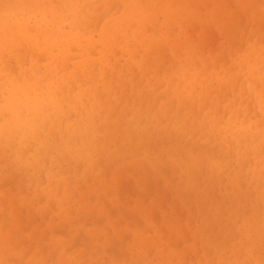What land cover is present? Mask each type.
<instances>
[{
	"label": "rangeland",
	"instance_id": "1",
	"mask_svg": "<svg viewBox=\"0 0 264 264\" xmlns=\"http://www.w3.org/2000/svg\"><path fill=\"white\" fill-rule=\"evenodd\" d=\"M57 1L59 0H0V12H13V15L23 13L30 21L55 13L57 16L54 17L61 18L64 13L62 6L68 0ZM83 1L86 5L93 3L98 9H90L93 17H81L82 26L79 23L83 31L91 32L89 37L92 42L86 52L89 56L87 61L77 47H72L65 58L55 52L53 59H49L35 47L8 45L15 48L0 50V66L7 65L14 76L29 79L41 86L48 82L57 84V96L61 106H64L63 115L59 113L54 126L46 131L53 149L50 155L41 157L40 167L32 171L21 169L18 172L11 150H6V158L0 154V264H13L16 259L23 260H19L20 263L15 262L16 264H264V175H261L264 174V0ZM225 14H228L227 19L224 18ZM222 16L224 24L220 19ZM106 22L112 25L104 27ZM219 25H223L222 28ZM103 28L110 30L111 36L108 40L113 42L112 48L106 50L101 44L104 42L100 36ZM39 57L43 58L39 61ZM34 69L38 71L33 72ZM90 71L98 73L94 75ZM113 71L114 78L111 73ZM69 81H73L74 88ZM87 89H90L89 92ZM63 98L67 100L64 101ZM114 106L118 109L115 110ZM125 111H128V115ZM111 112H115L112 118ZM51 114L52 119H57ZM123 119L124 126L120 124L119 128V122H123ZM107 122L110 128H107ZM100 124L102 127L107 124V127L102 129ZM109 130L111 134L107 137L105 132L108 133ZM244 130L250 132L246 133ZM114 133L115 136L119 135L116 136L120 138L117 142L114 136L111 141ZM41 138L43 140L45 137ZM32 147L34 142L30 140L24 149ZM89 153L93 155L91 162L87 163L85 156ZM159 154L162 155V160L159 159ZM141 161L145 163L144 169L140 168L143 166ZM250 162L253 165H249ZM242 167H245L244 170ZM150 172L153 173L151 177ZM50 174H56V177L51 179L48 177ZM124 180L132 181V186H127L129 190L132 187L134 192L138 191L134 198L126 187L130 182L125 184ZM121 186H125L127 190ZM119 188L124 189V193ZM149 189L152 191L147 193ZM118 191L123 194L121 200ZM228 196L230 197L227 198ZM127 202L132 204L130 208ZM205 204L207 209H204ZM162 205L166 210H163ZM114 208L117 213L112 216L111 211ZM224 209H228L229 213ZM128 212L134 216V221L137 216V222H133ZM166 213L170 218H167ZM158 214L160 218L156 221ZM152 218H156L155 222ZM190 218L193 220L191 223ZM169 233L173 235L169 236ZM207 238L214 243L210 239L207 241ZM117 241L118 257L121 256L119 261L117 253L113 251L114 245L112 246L113 243L116 246ZM171 242L174 247L169 245ZM190 243L194 245L191 246ZM25 251L28 254L25 255Z\"/></svg>",
	"mask_w": 264,
	"mask_h": 264
},
{
	"label": "bare ground",
	"instance_id": "2",
	"mask_svg": "<svg viewBox=\"0 0 264 264\" xmlns=\"http://www.w3.org/2000/svg\"><path fill=\"white\" fill-rule=\"evenodd\" d=\"M5 1H7V0H5ZM60 1V0H59ZM59 1H57V2H59ZM63 1V0H62ZM86 1V0H85ZM127 1V0H126ZM125 1V2H126ZM88 2V1H87ZM90 2H93V1H90ZM110 2V1H109ZM108 2V3H109ZM137 2V1H136ZM210 2V1H209ZM112 3V2H111ZM111 3H109V4H111ZM29 4V3H28ZM114 4V3H113ZM108 5V4H107ZM57 6V5H56ZM113 6V5H112ZM118 6H119V4H118ZM181 6V5H180ZM8 7V6H7ZM60 7H61V5H60ZM59 8V7H58ZM58 8H57V10H58ZM62 12H64L63 14H62V17L61 18H59V17H54L55 15H56V13L55 14H51V16H50V14L49 15H45V16H40V18H37V19H34V20H32V21H30V19L27 17V16H24V15H22V14H18V15H13V14H11V13H13V12H10V13H8V12H0V50L1 51H4V50H11L12 48H15V47H23V46H29V47H35V48H37L39 51H41L42 53H44L49 59H53L56 55V53H58V54H60V56H61V58H65V57H67L68 56V53H69V50L72 48V47H77L79 50H81L82 51V54L83 55H85L86 56V58H85V60L87 61V59H89V56L87 55L88 53H86L87 51H89V48H90V43L92 42V39L89 37V34L91 33V32H85V31H83V29L80 27V24L79 23H81V26H82V21H81V17H93L92 15H93V12H91V10L90 9H95V10H97L98 11V9H97V7L93 4V3H88V5H86V3L83 1V0H75V2H72L71 0H68V3L63 7L62 6ZM196 8V7H195ZM125 9V8H124ZM191 9V8H190ZM196 10V9H195ZM201 10V9H200ZM11 11H13V10H11ZM101 11V10H100ZM228 11V10H227ZM186 12V11H185ZM190 12V11H189ZM216 12H217V10H216ZM229 12V11H228ZM45 13V12H44ZM224 13H227V12H224ZM31 14V13H30ZM102 14V13H101ZM195 14V13H194ZM213 15V14H212ZM224 15V14H223ZM227 15L228 14H225V16H224V18L225 19H227ZM38 16V15H37ZM57 16V15H56ZM214 16H216V15H214ZM103 17H104V15H103ZM189 17V16H188ZM101 19H102V15H101V17H100ZM126 18V17H125ZM216 18H219V17H216ZM224 18H223V16L222 17H220V19H222L221 21H222V24H224L225 22H223V20H224ZM229 18V17H228ZM192 19V18H191ZM229 20H230V18H229ZM81 21V22H80ZM86 21V20H85ZM84 21V22H85ZM230 22H232L231 20H230ZM220 23V22H219ZM90 23H88V25H89ZM228 23H226V25H227ZM110 25H112V23H110V22H106L105 23V25H104V27L105 26H110ZM226 25H224V27H226L227 28V26ZM90 26V25H89ZM116 26V25H115ZM208 26H210V25H208ZM221 26H223V25H219V27H221ZM223 27V28H224ZM231 27V29L233 28L232 26H230ZM109 28V27H108ZM197 28V27H196ZM222 28V27H221ZM84 29H85V27H84ZM112 30V29H111ZM148 30V29H147ZM226 30V29H225ZM173 31V30H172ZM228 31H229V29H228ZM109 32H110V30L108 29V30H104V28L101 30V33H100V36H102V38H103V40H104V42L102 43L101 42V44H102V46H104V48H105V50L108 48H112V46H113V42H111L110 40H108L109 39V36H111V34H109ZM174 32V31H173ZM213 32V31H212ZM227 32V31H226ZM156 33V32H155ZM117 37V36H116ZM190 39V38H189ZM176 40H177V38H176ZM177 42V41H176ZM187 42H189V41H187ZM193 42V41H192ZM192 42H191V45L190 44H187V45H190V47H192L193 46V44H192ZM202 42V41H201ZM201 42H199V43H201ZM8 45H11V46H15V47H10V46H8ZM177 45V44H176ZM241 46V45H240ZM181 47V46H180ZM197 47V46H196ZM194 48V47H193ZM17 49V48H16ZM18 50V49H17ZM73 50V49H72ZM71 50V51H72ZM56 52V53H55ZM92 52V51H91ZM91 52H89V53H91ZM140 52V51H139ZM166 52H168V51H166ZM116 53H117V51H116ZM164 53V52H163ZM27 54V53H26ZM39 54V53H38ZM95 54V53H94ZM161 54V53H160ZM77 55V54H76ZM36 56H39V55H36ZM43 56V55H42ZM166 58H167V56L166 55H164ZM81 57V56H80ZM43 58V57H42ZM42 58H40L39 57V61H40V59H42ZM165 58V59H166ZM168 58H170V57H168ZM24 59V61H27V59H25V58H23ZM150 59V58H149ZM163 59H164V57H163ZM164 59V60H165ZM207 59V58H206ZM44 60V59H43ZM163 60V61H164ZM37 61H38V59H37ZM38 61V62H39ZM93 61V60H92ZM166 61H167V59H166ZM53 62H54V60H53ZM170 62H171V60H170ZM173 62H175V61H173ZM172 62V63H173ZM24 63V62H23ZM58 63V62H57ZM77 63V62H76ZM81 63V62H80ZM153 63V62H152ZM34 64V63H33ZM59 64V63H58ZM57 64V65H58ZM165 64V63H164ZM163 64V65H164ZM174 64V63H173ZM92 65V64H91ZM117 65V64H116ZM225 65V64H224ZM7 66V65H6ZM5 65H2V66H0V154L3 156V157H5L6 158V150L7 149H10L11 150V154L14 156V161H15V163H16V165H17V171L19 172L21 169H25L26 171H32V170H34V169H36V167H40V165H41V157L43 156V155H50L51 153H52V149H53V146H52V143H51V140L48 138V135H47V130H49L50 128H52L53 126H54V124L56 123V121L58 120V114L59 113H62V115H63V111H62V107H64L63 105L61 106V101L59 100V98H58V96H57V84H54V83H52V82H48V83H46V84H44L43 86H41V85H39V84H37V83H35V82H31L29 79H21L20 77H17V76H14V73L11 71V69L9 70L8 69V67H6ZM33 66V65H32ZM49 66V65H48ZM81 66V65H80ZM95 65H93V67H94ZM175 66H177V63L175 64ZM76 67V66H75ZM92 67V68H93ZM117 67V66H116ZM115 67V68H116ZM147 67H149V66H147ZM41 68V67H40ZM47 68V67H46ZM65 68V67H64ZM66 68H69L68 66L66 67ZM105 68V67H104ZM134 68V67H133ZM160 68H162V67H160ZM179 68V67H178ZM95 69V68H94ZM163 69V68H162ZM173 69V68H172ZM171 69V70H172ZM61 70H64V69H61ZM160 70V69H159ZM158 70V71H159ZM38 70L37 69H34L33 70V72H37ZM65 71H66V69H65ZM77 71H78V69H77ZM92 71V70H91ZM90 71V72H91ZM95 71V70H94ZM115 71V70H114ZM114 71L113 72H111V73H113V75H112V77L114 76ZM132 71H134V70H132ZM164 70H162V72H163ZM166 71H168L167 69H166ZM124 72V71H123ZM91 73H94V72H91ZM96 73V72H95ZM94 73V75H97V73L95 74ZM159 73V72H158ZM171 73V72H170ZM125 74V73H124ZM128 74V73H127ZM48 75V74H47ZM108 74L106 73V76H107ZM126 75V74H125ZM143 75V74H142ZM147 75V74H146ZM188 75V74H187ZM20 76V75H19ZM51 76H53V75H51ZM135 76H136V74H135ZM22 77V76H21ZM70 77V76H69ZM104 77H105V75H104ZM108 77V76H107ZM111 77V78H112ZM50 78V77H49ZM74 78H76V77H74ZM78 78H79V76H78ZM78 78L76 79V80H78ZM96 77L94 76V78L93 79H95ZM114 78V77H113ZM113 78H112V80H110V82L111 81H113ZM125 78H126V76H125ZM132 78V77H131ZM89 79V78H88ZM92 79V80H93ZM132 79H134V77L132 78ZM75 80V81H76ZM41 81V80H40ZM94 81H96V80H94ZM134 81V80H133ZM132 81V82H133ZM70 82V84H71V86L74 88L75 86H74V83L72 84V82L73 81H69ZM85 82V81H84ZM88 82V81H87ZM117 82L119 83V80H117ZM125 82V81H124ZM91 83H93V82H91ZM112 83V82H111ZM111 83H110V85H111ZM81 84H82V82H81ZM104 84H106V83H104ZM103 84V86H105ZM121 85H122V82H121ZM120 85V86H121ZM127 85V84H126ZM138 85V84H137ZM98 86V85H97ZM113 88H114V85L112 86ZM116 88V87H115ZM133 88H134V86H133ZM63 89V88H62ZM117 89H118V87H117ZM136 89V88H135ZM134 89V90H135ZM74 90V89H73ZM88 90V89H87ZM90 90V89H89ZM89 90L87 91V92H89ZM99 90V89H98ZM126 90H127V88H126ZM133 90V91H134ZM156 90V89H155ZM244 90V89H243ZM117 91V90H116ZM71 92V91H70ZM70 92H69V94H70ZM79 92H81V88H80V91ZM86 92V93H87ZM99 92V91H98ZM97 92V93H98ZM118 92V91H117ZM127 92V91H126ZM96 93V92H95ZM96 93V94H97ZM110 93L111 92H109V95H110ZM134 93V92H133ZM146 93H147V91H146ZM153 93V92H152ZM84 94V93H83ZM103 94H105V93H103ZM85 95V94H84ZM112 95V94H111ZM110 95V96H111ZM123 95V94H122ZM151 95V94H150ZM73 96V95H72ZM72 96H70V98L72 97ZM75 96V95H74ZM99 96V95H98ZM100 96H102V94H100ZM99 96V97H100ZM131 96V95H130ZM161 96V95H160ZM163 96V95H162ZM69 97V96H68ZM84 97V96H83ZM159 97V96H158ZM69 98V99H70ZM101 98V97H100ZM99 98V99H100ZM141 98H142V96H141ZM162 98H164V96L162 97ZM64 99V98H63ZM122 99V96H121V98H120V100ZM135 99V98H134ZM143 99H145L146 100V98H143ZM150 99V98H149ZM148 99V100H149ZM66 100H67V98H66ZM65 99H64V101H66ZM71 100V99H70ZM69 100V101H70ZM74 100V99H73ZM101 100V99H100ZM129 100V99H128ZM208 100V99H207ZM112 101V100H111ZM110 101V102H111ZM84 102V101H83ZM101 102H102V100H101ZM113 103H114V101H112ZM111 102V103H112ZM129 102V101H128ZM142 102H144V101H142ZM262 102V101H261ZM122 103V101L118 104V108H119V105ZM130 103V102H129ZM207 103V102H206ZM128 104V103H127ZM134 104H136L135 103V100H134ZM133 104V105H134ZM142 104V103H141ZM87 105V104H86ZM103 105H104V103H103ZM129 105V104H128ZM133 105H132V107H133ZM143 105V104H142ZM163 105H164V103H163ZM105 106V105H104ZM155 106V105H154ZM154 106H152V107H154ZM114 107H116V106H114ZM113 107V108H114ZM134 107H135V105H134ZM141 107V106H140ZM117 107L115 108V110H117L118 109ZM151 108V107H150ZM173 108V107H172ZM262 108V107H261ZM103 109H104V112H105V107H103ZM131 109H134V108H131ZM141 109V108H140ZM161 109V108H160ZM181 110V109H180ZM103 111V110H102ZM140 111V110H139ZM116 112V111H115ZM115 112H113L114 114H115ZM125 112H127V114L126 115H128V111H125ZM150 112H151V110H150ZM168 112V111H167ZM192 112V111H191ZM51 113H53L54 115H55V117H57V119H52V117H51ZM101 113H103V112H101ZM112 113V112H111ZM112 113V114H113ZM121 114H122V112H120ZM82 114L83 113H81L80 115H81V118H82ZM111 114V115H112ZM114 114L111 116V115H109V117L111 116V118L114 116ZM141 114V113H140ZM256 114V113H255ZM71 115H72V113H71ZM71 115H70V117H71ZM93 115H94V112H93ZM120 115V114H119ZM124 116V115H123ZM123 116L121 117V118H123ZM174 116V115H173ZM181 116V115H180ZM88 117V116H87ZM96 116H94V118H95ZM108 117V118H109ZM148 118H149V115L147 116ZM168 117V116H167ZM166 117V118H167ZM238 117V116H237ZM65 118V117H64ZM69 117H67V119H68ZM94 118H92V119H94ZM99 118H101L100 116H99ZM99 118H97V119H99ZM111 118H109V119H111ZM142 118V117H141ZM148 118H147V120H148ZM158 118V117H157ZM177 118H178V116H177ZM180 118V117H179ZM108 120V119H107ZM140 120V119H139ZM110 121V120H109ZM120 121V120H119ZM161 121H163V120H161ZM139 122H141V121H139ZM261 122V121H260ZM95 123H96V121H95ZM99 123H102V122H99ZM108 123V122H107ZM115 123V122H114ZM124 123V119H123V122L121 121V123L119 122V128L121 127V125L120 124H123ZM193 123H195V122H193ZM244 123V122H243ZM118 124V123H117ZM258 124V123H257ZM256 124V125H257ZM260 124V123H259ZM107 125V124H106ZM106 125H103L104 127L106 126ZM111 125V124H110ZM139 125V124H138ZM194 125V124H193ZM261 125V124H260ZM72 126V125H71ZM123 126H124V124H123ZM122 126V127H123ZM100 127L102 128V129H104V127H102L101 126V124H100ZM100 127H99V131L101 132V129H100ZM107 127V126H106ZM111 127H112V125H111ZM117 127V129H119ZM175 127V126H174ZM251 127H254V126H251ZM90 128V127H89ZM107 128H110L109 127V123H108V127ZM113 128V127H112ZM143 128V127H142ZM259 128V127H258ZM88 129V128H87ZM122 129V128H121ZM124 129V128H123ZM251 130V129H250ZM155 131V130H154ZM244 131H246V130H244ZM258 131V130H257ZM81 132V131H80ZM79 132V133H80ZM97 132V131H96ZM105 132V131H104ZM123 132V131H122ZM122 132H120V135H121V133ZM196 132H198L197 131V129H196ZM235 132H237V131H235ZM248 132H250L249 130H248ZM247 131H246V133H248ZM86 133V132H85ZM98 133V132H97ZM113 133V132H112ZM144 133V132H143ZM172 133H174V131L172 132ZM240 133H241V131H240ZM242 133H243V131H242ZM55 134V133H54ZM105 134H107V137H108V134L110 135L111 134V131L109 130V132L108 133H106L105 132ZM123 134H124V132H123ZM122 134V135H123ZM160 134V133H159ZM234 134V133H233ZM254 134V133H253ZM260 134V133H259ZM258 134V135H259ZM89 135V134H88ZM137 136H138V133L136 134ZM153 135V134H152ZM155 135V134H154ZM185 135V134H184ZM183 135V136H184ZM45 137L43 140H40V139H42L41 137ZM54 136V135H53ZM106 136V135H105ZM116 138V136H119V135H116L115 136V133H114V135H111V141H112V139L114 138V137ZM135 137V140H137L136 138H138V137ZM151 136V135H150ZM262 136H264V135H262ZM86 137H87V135H86ZM144 137V136H143ZM151 137H153V136H151ZM227 137V136H226ZM236 137V136H235ZM246 137H247V135H246ZM257 137V136H256ZM76 138V137H75ZM119 137H117L116 138V142L118 141L117 139H118ZM123 138V137H122ZM218 138V137H217ZM55 139V138H54ZM96 139V138H95ZM109 139H110V137H109ZM120 139V138H119ZM164 139V138H163ZM192 139H193V137H192ZM32 141V142H34V147H32V149L30 148V149H24V146L28 143V141ZM99 140V139H98ZM132 140H133V138H132ZM149 140H150V138H149ZM227 140H228V138H227ZM226 140V141H227ZM246 140V139H245ZM56 141V140H55ZM54 141V142H55ZM84 141V140H83ZM134 141V140H133ZM164 141V140H163ZM171 141H172V138H171ZM247 141V140H246ZM170 142V141H169ZM189 142H191V141H188V143ZM90 143H92L91 141H90ZM133 143V142H132ZM137 143V142H136ZM140 143V142H139ZM138 143V144H139ZM146 143V142H145ZM149 143H151V140H150V142ZM167 143H168V141H167ZM173 143V142H172ZM187 143V144H188ZM156 144H158V142L156 141ZM233 144V143H232ZM98 145V144H97ZM121 145V144H120ZM119 145V146H120ZM151 145V144H150ZM90 146H92V145H90ZM110 146V145H109ZM118 146V147H119ZM123 146V145H122ZM121 146V147H122ZM145 146V145H144ZM155 146V145H154ZM158 146H159V144H158ZM111 147V146H110ZM120 148V147H119ZM88 149H90V148H88ZM121 149V148H120ZM156 149V148H155ZM199 149V148H198ZM202 148L200 147V150H201ZM233 149H234V147H233ZM232 149V150H233ZM253 149V148H252ZM255 149H257V148H255ZM92 150V149H91ZM122 150V149H121ZM134 150V149H133ZM154 150V149H153ZM200 150H198V151H200ZM207 150V149H206ZM259 150V149H258ZM33 151V154H31V152ZM137 151H139V150H137ZM169 151V150H168ZM187 151V150H186ZM185 151V152H186ZM229 151H230V148H229ZM261 151H262V149H261ZM154 153H155V151H153ZM152 152V153H153ZM164 152V151H163ZM202 152V151H201ZM216 152V151H215ZM71 153V152H70ZM104 153V152H103ZM151 153V154H152ZM182 153V152H181ZM184 153V152H183ZM208 153V152H207ZM137 154V153H136ZM141 154V153H140ZM151 154H149V155H151ZM162 154V153H161ZM174 154V153H173ZM178 154V153H177ZM200 154H202V153H200ZM250 154V153H249ZM258 154H260V152L258 153ZM257 154V155H258ZM92 153H89V154H86V162L87 163H90L91 162V159H92ZM108 155H109V153H108ZM114 155V154H113ZM163 155H166V153L164 154L163 153ZM176 155V154H175ZM197 155V154H196ZM115 156V155H114ZM123 156V155H122ZM133 156H135V154L133 155ZM133 156H131V157H133ZM159 156H160V154H159ZM158 156V157H159ZM167 156V155H166ZM199 156V155H198ZM197 156V157H198ZM219 156L220 155H218V158H219ZM260 156H261V154H260ZM125 157V156H124ZM130 157V156H129ZM144 157H145V155H144ZM213 157H215V156H213ZM226 157V156H225ZM225 157H224V159H225ZM228 157V156H227ZM231 157H233V155L231 156ZM258 157V156H257ZM126 158H128L127 156H126ZM146 158H147V155H146ZM162 158V155L160 156V160H162L161 159ZM259 158V157H258ZM117 159H119V157L117 158ZM148 159H150L151 160V158H149V156H148ZM156 159H158V158H156ZM203 159H204V157H203ZM239 159V158H238ZM237 159V160H238ZM213 160V159H212ZM222 160V159H221ZM220 160V161H221ZM70 161V160H69ZM101 161V160H100ZM140 161V160H139ZM204 161V160H203ZM226 161V160H225ZM258 161V160H257ZM262 161H264V160H262ZM261 161V162H262ZM142 162V161H141ZM226 162H228V160L226 161ZM244 162H246V160H244ZM256 162V161H255ZM2 163V162H1ZM70 163H71V161H70ZM69 163V164H70ZM100 163V162H99ZM130 163V162H129ZM231 163V162H230ZM71 164H73V163H71ZM134 164V163H133ZM144 164L145 163H141V165H143L142 167L140 166V168L142 169L143 167H144ZM228 164V163H227ZM232 164H233V162H232ZM245 164V163H244ZM244 164H242V165H244ZM253 165L252 164V162H250L249 163V165ZM255 164V163H254ZM94 165V164H93ZM100 165V164H99ZM129 165V164H128ZM165 165H166V163H165ZM165 165H163V168H164V166ZM202 165V164H201ZM204 165V164H203ZM219 165V164H218ZM226 165V164H225ZM229 165V164H228ZM247 165V164H246ZM245 165V166H246ZM248 165V166H249ZM74 166V165H73ZM77 166V165H76ZM111 166V165H110ZM136 167L138 166L137 164L135 165ZM157 166H158V164H157ZM207 166V165H206ZM205 166V167H206ZM235 166V165H234ZM257 166V165H256ZM124 167V166H123ZM168 167V166H167ZM229 167H231V165L229 166ZM255 167V166H254ZM95 168V167H94ZM105 168H106V166H105ZM128 168V167H127ZM145 168V167H144ZM143 168V169H144ZM146 168L148 169V167L146 166ZM162 168V167H161ZM236 168V166L234 167V169ZM243 168H245V167H242V169ZM59 169V168H58ZM96 169V168H95ZM120 169H122V168H120ZM135 169V172H136V168H134ZM141 169H140V173H141ZM146 169V170H147ZM173 169V168H172ZM179 169V168H178ZM206 169H208V168H206ZM252 169V168H251ZM254 169V168H253ZM252 169V170H253ZM69 170V169H68ZM97 170V169H96ZM128 171L130 170V169H127ZM162 170V169H161ZM203 170V169H202ZM244 170V169H243ZM251 170V171H252ZM255 170V169H254ZM253 170V172H255ZM260 170V169H259ZM262 170V169H261ZM88 171V170H87ZM149 171V170H148ZM163 171V170H162ZM167 171V170H166ZM176 171H177V169H176ZM225 171V170H224ZM223 171V172H224ZM240 171H242V170H240ZM106 172V174H108V171H105ZM121 172V171H120ZM120 172H118V173H120ZM230 172H232V171H230ZM243 172V171H242ZM64 173V172H63ZM88 173V172H87ZM87 173H86V175H87ZM124 173V172H123ZM121 174L122 176L124 175V174ZM145 173V172H144ZM148 173V172H147ZM155 173V172H154ZM161 173V172H160ZM169 173V172H168ZM207 173V172H206ZM205 173V174H206ZM240 173V172H239ZM248 173H249V171H248ZM262 173H264V171H262ZM17 174H19V173H17ZM127 174V173H126ZM134 174V173H133ZM137 174V173H136ZM136 174H134V175H136ZM153 174V173H152ZM151 172H150V176H149V174H148V176L149 177H151ZM166 174H167V172H166ZM232 174V173H231ZM230 174V175H231ZM234 174V173H233ZM245 174V173H244ZM260 174H261V172H260ZM16 175V174H15ZM14 175V176H15ZM42 175V174H41ZM113 175H115V174H113ZM129 175V174H128ZM168 175V174H167ZM166 175V176H167ZM243 175V174H242ZM242 175H241V177H242ZM251 175H253L254 176V174H251ZM250 175V177H253V176H251ZM261 175H264V174H261ZM260 175V176H261ZM17 176H19V175H17ZM16 176V177H17ZM69 176V175H68ZM83 176H84V174H83ZM232 176V175H231ZM248 175H246V177H247ZM258 176V175H257ZM44 177V176H43ZM48 177H50L51 179H53V178H55L56 177V174H50V175H48ZM135 177V176H134ZM156 177V176H155ZM70 178V177H69ZM130 178V177H129ZM214 178H216V177H214ZM254 178V177H253ZM15 179V178H14ZM33 179V178H32ZM146 179V178H145ZM147 179H149V178H147ZM146 179V180H147ZM234 179V178H233ZM259 179V178H258ZM257 179V180H258ZM262 179H264V178H262ZM72 180V179H71ZM114 180V179H113ZM117 180H119V178H117ZM215 179H213V181H214ZM232 180V179H231ZM246 180V179H245ZM12 182H13V180H11ZM33 181V180H32ZM85 181V180H84ZM120 181V180H119ZM127 181H129L130 183L128 184L127 183ZM124 180V183L126 184V187L127 186H132L131 185V180ZM141 181V180H140ZM145 181V180H144ZM149 181V180H148ZM11 182V183H12ZM78 182V181H77ZM111 182V181H110ZM138 182V181H137ZM147 182V181H146ZM145 182V183H146ZM151 182V181H150ZM214 182H216V181H214ZM232 182V181H231ZM259 182V181H258ZM257 182V183H258ZM42 183V182H41ZM69 183H70V181H69ZM118 183V182H117ZM122 183V182H121ZM140 185H141V183L140 182H138ZM221 183H222V181H221ZM262 183H264V181H262ZM262 183H260V184H262ZM25 184V183H24ZM50 184V183H49ZM133 184V183H132ZM212 184V183H211ZM215 184V183H214ZM252 184V183H251ZM11 185V184H10ZM117 185V184H116ZM121 185V184H120ZM124 184H122V186H123ZM145 185V184H144ZM149 185H150V183H149ZM225 185H227V184H225ZM242 185H243V183H242ZM259 185V184H258ZM22 186V185H21ZM24 186V185H23ZM121 186V187H122ZM200 186V185H199ZM257 186V185H256ZM20 187V186H19ZM120 187V188H121ZM125 187V186H124ZM124 187H122V188H124ZM126 187L124 188V189H126ZM160 187V186H159ZM233 187V186H232ZM248 187V186H247ZM11 188V187H10ZM14 188V187H13ZM12 188V189H13ZM23 188V187H22ZM119 188V189H120ZM128 188V190H129V187H127ZM131 189L129 190V191H131L130 192V195H132V197L134 196V194L136 195V192L138 193V191H136V192H134L133 190L134 189H132V187H130ZM145 188V187H144ZM147 188V187H146ZM166 188V187H165ZM178 188V190H180V188H179V186L177 187ZM211 188V187H210ZM250 189H251V186L249 187ZM257 188V187H256ZM124 189H120L121 190V192L122 193H124V191H122V190H124ZM158 189V188H157ZM162 189V187L159 189V190H161ZM164 189V188H163ZM171 189V188H170ZM173 189V188H172ZM216 189V188H215ZM214 189V190H215ZM228 189V188H227ZM233 189V188H232ZM235 189V188H234ZM248 189V188H247ZM52 190V189H51ZM59 190H60V188H59ZM127 190V189H126ZM151 189H149V190H147V193H148V191H150ZM166 190V189H165ZM175 190V189H174ZM12 191V190H11ZM23 191V190H22ZM132 191H133V194H132ZM152 191V190H151ZM193 191V190H192ZM233 191H235V190H233ZM8 192V191H7ZM64 192V191H63ZM119 192V199L121 200V199H123V197H122V195L123 194H121V192L120 191H118ZM126 192V191H125ZM210 192V191H209ZM90 193H91V191H90ZM109 193V192H108ZM128 193V192H127ZM150 193V192H149ZM190 193H192L191 191H190ZM194 193V192H193ZM214 193V192H213ZM253 193V192H252ZM59 194V193H58ZM75 194V193H74ZM129 194V193H128ZM168 194V193H167ZM179 194V193H178ZM199 194V193H198ZM230 194V193H229ZM148 195V194H147ZM219 195V194H218ZM140 196L141 195H139V197L138 198H140ZM161 195L159 194V197H160ZM170 196V195H169ZM188 196V195H187ZM63 197V196H62ZM162 197V196H161ZM189 197H191L192 198V196H190L189 195ZM197 197H198V195H197ZM230 196H228L227 198H229ZM134 198V197H133ZM133 198H132V201H133ZM144 198V197H143ZM147 198V197H146ZM176 197H174V199H175ZM184 198V197H183ZM196 198V197H195ZM236 198V197H235ZM63 199V198H62ZM101 199V198H100ZM172 199V198H171ZM222 199H223V197H222ZM237 199V198H236ZM3 200V202L5 201L4 199H2ZM18 200V199H17ZM135 200V199H134ZM168 200V198L166 199V201ZM228 200V199H227ZM231 200V199H230ZM229 200V201H230ZM241 200V199H240ZM15 201V200H14ZM56 201V200H55ZM81 201V200H80ZM127 201V200H126ZM152 201H154V199L152 200ZM171 201V200H170ZM174 201V200H173ZM175 201H176V199H175ZM209 201V200H208ZM208 201H206V203L208 202ZM223 202H225V200H222ZM232 201H233V199H232ZM236 200H234V202H235ZM2 202V201H1ZM0 202V203H1ZM128 202H130V201H128ZM127 202V203H128ZM136 202V201H135ZM137 202H139V201H137ZM157 202V201H156ZM168 202V201H167ZM177 202V201H176ZM191 202H192V200H191ZM198 202H199V200H198ZM213 202H215V201H213ZM212 202V203H213ZM218 202V201H217ZM233 202V204H235ZM253 202V201H252ZM96 203V202H95ZM103 203H106V201L104 202L103 201ZM126 203V202H125ZM125 203H124V205H125ZM141 203V202H140ZM143 203H144V201H143ZM163 203V202H162ZM170 203V202H169ZM168 203V204H169ZM183 203V202H182ZM197 203V202H196ZM212 203H210V205L212 204ZM232 203V202H231ZM62 204H64V203H62ZM75 204V203H74ZM129 204V208H130V205H132V204H130V203H128ZM137 204V203H136ZM142 204V203H141ZM153 204H155V203H153ZM161 204V203H160ZM188 204V203H187ZM203 204V203H202ZM201 204V205H202ZM227 202H226V206H227ZM238 204H239V202H238ZM5 205V204H4ZM107 205H108V203H107ZM135 205V204H134ZM140 205V204H139ZM149 205V204H148ZM164 205V204H163ZM163 205H162V208H163V210H166V209H164V207H163ZM173 205V204H172ZM186 205V204H185ZM192 205V204H191ZM204 205V204H203ZM202 205V206H203ZM230 206H232L231 204H229ZM240 205V204H239ZM29 206V205H28ZM75 206V205H74ZM142 206V205H141ZM146 206V205H145ZM202 206H200V208L202 207ZM205 206H206V204H205ZM218 207H219V205H217ZM137 207H138V205H137ZM140 207V206H139ZM147 207V206H146ZM146 207H145V209H146ZM155 207H157V205L155 206ZM169 207V206H168ZM167 207V208H168ZM194 206H192V208H193ZM215 207V206H214ZM233 207H235V205H233ZM18 208V207H17ZM74 208V207H73ZM133 208V207H132ZM153 208V207H152ZM151 208V209H152ZM171 209H172V207H170ZM181 208H182V206H181ZM203 208V207H202ZM207 209V206L206 207H204V209ZM220 208V207H219ZM218 208V209H219ZM225 208H227V207H225ZM236 208V207H235ZM134 209H136V206H135V208ZM144 209V210H145ZM147 209H148V207H147ZM177 209H178V207H177ZM176 209V210H177ZM194 209V208H193ZM217 209V210H218ZM240 209V208H239ZM239 209H237V210H239ZM150 210V209H149ZM154 210V209H153ZM175 210V209H174ZM212 210V209H211ZM217 210H216V212H217ZM224 210H226V209H224ZM224 210H223V212H224ZM228 210V209H227ZM226 210V211H227ZM237 210H236V212H237ZM258 210V209H257ZM256 210V211H257ZM7 211V210H6ZM31 211V210H30ZM48 211V210H47ZM139 211H140V208H139ZM156 211H157V209H156ZM173 211V210H172ZM194 211V210H193ZM229 211V210H228ZM227 211V212H228ZM71 212V211H70ZM73 212V211H72ZM71 212V213H72ZM133 212V211H132ZM137 212V211H136ZM153 212V211H152ZM163 212V211H162ZM168 212V211H167ZM170 213H171V210L169 211ZM168 212V214L170 215V213ZM177 212V211H176ZM192 212V211H191ZM199 212V211H198ZM204 212H205V210H204ZM221 212V211H220ZM232 212V211H231ZM27 213V212H26ZM58 213V212H57ZM60 213V212H59ZM111 213H112V216H115V215H113V213L115 214V213H117L116 211H115V208L113 209V211H111ZM128 213H130V212H128ZM128 213L126 214V215H128ZM157 213H159V212H157ZM156 213V214H157ZM175 213V212H174ZM201 210H200V215H201ZM218 213V212H217ZM229 213V212H228ZM140 214V213H139ZM151 214V213H150ZM164 214V213H163ZM167 214V213H166ZM167 214V215H168ZM172 214V213H171ZM184 214V213H183ZM209 214V213H208ZM221 214H223L224 215V213H221ZM239 214V213H238ZM254 214H255V211H254ZM91 215V214H90ZM111 215V214H110ZM130 216L132 215L131 213L129 214ZM128 215V216H129ZM141 215V214H140ZM154 215H155V211H154ZM165 215V214H164ZM167 216V218L169 217L170 218V216ZM188 215V214H187ZM186 215V216H187ZM217 215V214H216ZM230 215V214H229ZM243 215V214H242ZM61 216V215H60ZM104 216V215H103ZM125 216V215H124ZM128 216H125L126 218L128 217ZM129 216V217H130ZM136 216V215H135ZM143 216V215H142ZM141 216V217H142ZM177 216V215H176ZM180 216V215H179ZM183 215H182V213H181V217H182ZM193 216V215H192ZM212 216H213V213H212ZM233 216V215H232ZM231 216V217H232ZM239 216V215H238ZM249 216V215H248ZM259 216V215H258ZM21 217V216H20ZM39 217V216H38ZM91 217V216H90ZM134 218V216H131L130 218ZM138 217H139V215H138ZM159 217V214L157 215V220L156 221H158V219L160 218H158ZM166 217V216H165ZM198 217H200V216H198ZM207 217H209V215L207 216ZM214 217V216H213ZM216 217V216H215ZM243 218H244V216H242ZM254 217H255V215H254ZM33 218V217H32ZM133 218H132V220H133ZM146 218V217H145ZM155 218V219H156ZM173 218V217H172ZM228 218V217H227ZM229 218H230V216H229ZM228 218V219H229ZM249 218V217H248ZM256 218V217H255ZM22 219H23V217H22ZM139 219V218H138ZM141 219V218H140ZM139 219V220H140ZM153 219V218H152ZM155 219H153V221L155 220ZM185 219V218H184ZM191 220H192V218H190ZM204 219H206V218H204ZM222 219V218H221ZM80 220V219H79ZM163 220V219H162ZM168 220H170V219H168ZM181 220H182V218H181ZM180 220V221H181ZM211 220H213V218L211 219ZM211 220H209V221H211ZM216 220V219H215ZM227 220V219H226ZM245 220V219H244ZM123 221V220H122ZM141 221V220H140ZM146 221V220H145ZM164 221H165V219H164ZM163 221V222H164ZM167 221V220H166ZM176 221V220H175ZM238 221V220H237ZM24 222V221H23ZM73 222V221H72ZM133 222H137V216H136V221H134L133 220ZM155 222V221H154ZM163 222H162V224H163ZM189 222V221H188ZM191 222H193V220L192 221H190V223ZM117 223H118V221H117ZM141 223V225H142V222H140ZM158 222H156V224H157ZM170 223H172L171 221H170ZM184 223V222H183ZM182 222H181V224H183ZM211 223V222H210ZM233 223V222H232ZM240 223V222H239ZM63 224V223H62ZM73 224V223H72ZM71 224V225H72ZM94 224V223H93ZM120 224H122V223H120ZM129 224V223H128ZM127 224V225H128ZM161 223H159V225H160ZM167 224V223H166ZM174 224H177L176 222H174ZM189 224V223H188ZM202 224H203V222H202ZM215 224V223H214ZM6 225V224H5ZM141 225H139L138 224V226H140V227H142ZM169 225V224H168ZM167 225V226H168ZM209 225V224H208ZM216 225V224H215ZM220 226H221V223L219 224ZM245 225V224H244ZM173 226H175V225H173ZM172 226V227H173ZM180 226V225H179ZM210 226V225H209ZM219 226V227H220ZM241 226V225H240ZM132 227V226H131ZM163 227V226H162ZM169 227H170V225H169ZM169 227H167V228H169ZM172 227H171V229H172ZM190 227H192V226H190ZM200 227H201V225H200ZM215 227V226H214ZM21 228V227H20ZM48 228V227H47ZM130 228V227H129ZM159 228H160V226H159ZM166 228V227H165ZM166 228V229H167ZM174 228V227H173ZM205 228H206V225H205ZM218 228V227H217ZM231 228V227H230ZM233 228H234V226H233ZM25 229H27V228H25ZM57 229V228H56ZM143 229V228H142ZM176 229V228H175ZM192 229V228H191ZM216 229V228H215ZM58 230V229H57ZM63 230V229H62ZM163 230H165L164 228H163ZM167 230H170V228L169 229H167ZM166 230V231H167ZM174 230V229H173ZM184 230H185V232L183 233L182 231V233L185 235L186 234V229L184 228ZM189 230V229H188ZM220 230H222L221 228H220ZM220 230H218L219 232H221ZM231 230V229H230ZM234 230V229H233ZM232 230V231H233ZM19 231V230H18ZM18 231L17 232H15V235H16V233H18ZM26 231V230H25ZM63 231H65V230H63ZM165 231V232H166ZM190 231V230H189ZM213 231H214V229H213ZM57 232H59V231H57ZM61 232V231H60ZM108 232V231H107ZM161 232V231H160ZM165 232H163L164 234H166ZM171 232V231H170ZM175 232V231H174ZM180 232V233H181ZM204 232H206V231H204ZM203 232V233H204ZM209 232H211V231H209ZM14 232L12 231V234H13ZM62 233V232H61ZM64 233H66L67 234V232H64ZM98 233V232H97ZM173 233V232H172ZM172 233H169V236H170V234H172ZM181 233V234H182ZM187 233H188V231H187ZM232 233V232H231ZM12 234H11V236H12ZM125 234V233H124ZM164 234H163V237L165 238V236H164ZM195 234V233H194ZM198 233L196 232V234L195 235H197ZM218 234V233H217ZM32 235V234H31ZM126 235V234H125ZM173 235V234H172ZM209 236H210V234H208ZM228 235V234H227ZM232 235V234H231ZM245 235V234H244ZM7 236V235H6ZM14 236V235H13ZM12 236V237H13ZM64 236V235H63ZM127 236H129V235H127ZM169 236H167L168 238H169ZM175 236V235H174ZM191 236V235H190ZM203 236V235H202ZM237 236V235H236ZM17 237V236H16ZM18 237L20 238V236L18 235ZM36 237V236H35ZM80 237V236H79ZM162 237V236H161ZM160 237V238H161ZM178 237H180V236H178ZM186 237V242L188 243V241H187V236H185ZM231 237V236H230ZM244 237V236H243ZM82 238H83V236H82ZM86 238L87 237H85V240H86ZM90 238V237H89ZM101 238V237H100ZM135 238V237H134ZM147 238V237H146ZM163 238V239H164ZM172 238H173V236H172ZM191 237H189V239H190ZM228 238V237H227ZM88 239V238H87ZM123 239V238H122ZM128 239V238H127ZM142 239V238H141ZM150 239V238H149ZM167 239V238H166ZM197 239V238H196ZM202 239V238H201ZM208 239V238H207ZM210 239V238H209ZM209 239L207 240V241H209ZM223 239H225L226 240V238H223ZM11 240V239H10ZM93 240V239H92ZM109 240H110V238H109ZM180 240V239H179ZM211 240V239H210ZM17 241V240H16ZM19 241V240H18ZM91 240H89L88 239V242H90ZM145 241H146V239H145ZM185 241V240H184ZM195 241V240H194ZM212 242H213V240H211ZM211 241L209 242V243H211ZM24 242V241H23ZM26 242V241H25ZM78 242V241H77ZM111 242V241H110ZM148 242V241H147ZM170 242V241H169ZM176 242V241H175ZM177 242H179V241H177ZM190 242V241H189ZM11 243H12V241H11ZM20 243H21V240H20ZM91 243V242H90ZM117 244H116V246H115V244L113 243L112 244V246L114 247H112L111 246V248H113V251H115L116 253H117V257L119 256L118 255V251H117V245H118V241L116 242ZM146 243V242H145ZM159 243V242H158ZM172 243V242H171ZM182 243V241L180 242V244ZM196 242H194V244H195ZM207 243V242H206ZM214 243V242H213ZM246 243V242H245ZM122 244H123V241H122ZM122 244H121V246H122ZM176 245H178L177 243H175ZM191 244V243H190ZM193 244V243H192ZM191 244V246H193ZM197 244V243H196ZM227 244V243H226ZM86 245V244H85ZM164 245V244H163ZM169 245L171 246H175V245H173V243L172 244H170L169 243ZM32 246V245H31ZM30 246V247H31ZM90 246H92V245H90ZM129 246V245H128ZM171 246V247H172ZM181 246V245H180ZM190 245H188V247H189ZM202 246V245H201ZM236 246V245H235ZM248 246V244L245 246V247H247ZM98 247V246H97ZM130 247V246H129ZM197 247V246H196ZM17 248H18V245H17ZM26 248V247H25ZM88 248H89V246H88ZM87 248V249H88ZM122 248H123V246H122ZM165 248V247H164ZM204 248V247H203ZM212 247H211V245H210V249H211ZM84 249H85V247H84ZM86 249V250H87ZM97 249H100V248H97ZM109 249V248H108ZM180 249V248H179ZM186 249V248H185ZM210 249H209V251H210ZM241 249V248H240ZM27 250V249H26ZM112 250V249H111ZM126 250V249H125ZM248 250V249H247ZM258 250H260V249H258ZM74 251V250H73ZM98 251V250H97ZM123 251V250H122ZM148 251H150V249L148 250ZM187 251V250H186ZM186 251H184V252H186ZM26 253H25V255L26 254H28V251H25ZM107 252V251H106ZM178 252V251H177ZM6 253V252H5ZM18 253V252H17ZM22 253V252H21ZM112 253V252H111ZM115 253V254H116ZM129 253V252H128ZM198 253V252H197ZM241 253V252H240ZM125 254V253H124ZM180 254V253H179ZM193 254V253H192ZM196 254V253H195ZM24 255V256H25ZM121 255V254H120ZM131 255V254H130ZM149 255V254H148ZM230 255H233V254H230ZM24 256H23V258H24ZM78 256V255H77ZM180 256V255H179ZM185 256H187V255H185ZM192 256V255H191ZM241 256V255H240ZM126 257V256H125ZM258 257V256H257ZM114 258V257H113ZM119 258V257H118ZM117 258V259H118ZM120 258H121V256H120ZM120 258L118 259V261L120 260ZM159 258V257H158ZM185 258H187V257H185ZM193 258V257H192ZM208 258V257H207ZM210 258V257H209ZM223 258V257H222ZM238 258H239V256H238ZM237 258V259H238ZM116 259V260H117ZM165 259V258H164ZM173 259V258H172ZM188 259V258H187ZM199 259V258H198ZM202 259V258H201ZM230 259V258H229ZM13 260V259H12ZM11 260V261H12ZM15 260V259H14ZM21 262L23 261L22 259H19ZM18 259H16V261H13V264H16V263H20V261H19ZM189 260H190V257H189ZM200 260V259H199ZM203 260V259H202ZM215 260V259H214ZM224 260V259H223ZM247 260V259H246ZM261 260V259H260ZM259 260V261H260ZM185 261H187L186 259H185ZM243 261V260H242ZM16 262V263H15ZM162 262H164V260L163 261H161V263ZM215 262V261H214ZM213 262V263H214ZM6 263V262H5ZM186 262H184L183 264H185ZM262 263H264V262H262ZM100 264V263H99ZM106 264V263H105ZM108 264V263H107ZM168 264V263H167ZM182 264V263H181ZM237 264V263H236ZM248 264V263H247ZM260 264H261V262H260Z\"/></svg>",
	"mask_w": 264,
	"mask_h": 264
}]
</instances>
